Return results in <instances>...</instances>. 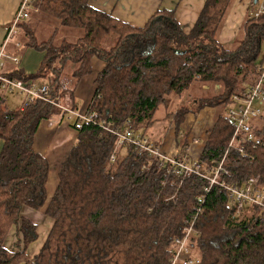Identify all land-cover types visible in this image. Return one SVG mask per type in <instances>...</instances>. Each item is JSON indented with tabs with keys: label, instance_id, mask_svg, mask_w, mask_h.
I'll return each instance as SVG.
<instances>
[{
	"label": "trees",
	"instance_id": "1",
	"mask_svg": "<svg viewBox=\"0 0 264 264\" xmlns=\"http://www.w3.org/2000/svg\"><path fill=\"white\" fill-rule=\"evenodd\" d=\"M234 1L206 0L193 28L185 31L174 11H158L136 28L96 9L90 0H36V12L80 30L82 36L56 45L55 36L37 43L34 33H28L26 46L44 51V61L35 74L18 71L13 79L44 83L53 100L73 107L61 89L65 70L74 64L73 93L91 74V59L99 57L105 67L95 81L89 111L117 127L130 123L142 135L171 97H192L197 84L199 96L167 114L175 126L171 155L182 158L186 153L189 132L182 125L189 113L220 109L200 156L211 172L233 135L225 107L256 84L263 64L264 15L253 14L244 22L235 47L226 49L218 41ZM254 1L250 5L256 11L260 1ZM111 36L116 40L108 45ZM59 115L58 108L43 101L9 109L0 94V264H171L174 241L193 218L199 232L191 245L196 264H264V219L255 209L238 216L227 207L221 187L205 193L209 182L197 176L180 184L156 160L133 150L123 155L119 148L112 161L117 138L96 125L77 130L74 121H66L77 138L49 199L50 164L35 143L42 123ZM258 121L262 123L254 132L260 144L248 146L246 157L231 150L224 162L228 176L221 175L220 182L243 187L250 177H258L264 188V115ZM24 207L44 209L53 220L32 261L26 251L37 239V227L22 216ZM12 228L19 236L14 250H8L4 244Z\"/></svg>",
	"mask_w": 264,
	"mask_h": 264
},
{
	"label": "crops",
	"instance_id": "2",
	"mask_svg": "<svg viewBox=\"0 0 264 264\" xmlns=\"http://www.w3.org/2000/svg\"><path fill=\"white\" fill-rule=\"evenodd\" d=\"M21 0H0V50L5 49L6 57L4 59L3 75L12 78L16 72L21 71L24 75L29 76L35 74L41 67L44 61V51L36 48H29L26 46L28 41L27 34L34 33L37 43H44L50 40L53 36L54 43L60 45L61 43L73 42L68 40V32H62L60 43L57 42L59 29L55 28L50 31L45 38L38 39L39 28L45 22L42 14L34 12L30 19L22 22L15 32L10 36L11 24L15 18ZM206 0H90V3L96 9L105 13L111 14L118 20L128 23L136 28L144 27L150 18L158 11H174V16L177 22L185 29L190 31L199 18L201 11L205 5ZM250 6V0H235L225 25L222 27L218 41L226 49H231L234 36H231V31L226 28L227 23L233 18L238 24L244 19V14ZM81 37V36H80ZM80 37H77L80 38ZM76 39V40H77ZM75 40V41H76ZM17 59V62L14 59ZM92 72L85 76L78 85L74 88L73 93L69 91L65 93L66 100L71 102L73 108L76 110H87L94 97L96 89V79L98 74L104 69L105 61L99 57L91 59ZM73 70V69H72ZM17 79V78H14ZM65 83L70 85L73 81L70 78H64ZM63 81V82H64ZM44 84V83H38ZM203 89H208L203 87ZM0 94L6 100V105L9 109H22L24 105V98L21 96V101L12 94L6 92L0 87ZM10 94V95H9ZM20 97L19 95H17ZM10 105V106H9ZM12 107V108H10ZM157 115V114H156ZM218 110L216 108L206 107L199 111L197 115L189 113L182 127L189 132L188 144L192 146L195 152L201 151L204 148L207 132L213 127ZM170 124L169 129L155 120L153 125L148 129L147 135L155 144L162 147L164 152H175L173 140H169L171 131L175 129L173 119L168 118ZM66 118H53L49 121L43 122L39 128L35 149L45 155L50 164V173L47 183V193L50 199L58 185V172L69 152L72 145L77 138V132L69 128ZM165 128V133L163 130ZM172 137V136H171ZM199 139V145H192L194 139ZM188 145V146H189ZM3 148V142L0 141V153ZM54 167V170H52ZM44 209L36 210L30 207L22 209V216L37 227V239L31 243L26 251L29 260H33L44 245L49 232L53 225L52 218L45 216ZM19 232L16 228H12L6 241L5 247L8 250H14L15 243L18 241Z\"/></svg>",
	"mask_w": 264,
	"mask_h": 264
},
{
	"label": "built area",
	"instance_id": "3",
	"mask_svg": "<svg viewBox=\"0 0 264 264\" xmlns=\"http://www.w3.org/2000/svg\"><path fill=\"white\" fill-rule=\"evenodd\" d=\"M254 12V17L259 18L264 15V0ZM36 0H21L15 18L11 24L10 36L18 26L30 19L32 13L37 10L34 7ZM263 64L259 68V77L254 86L249 88L243 96H233L231 103L226 111V115L233 127V135L229 146L222 160L210 172L208 164L200 160L201 151L195 152L191 145L186 148L185 155L180 158L172 156L171 153L164 152L162 147L154 144L146 135L135 131L130 123L123 127H117L112 121L99 118L96 112L87 110H76L71 105H64L60 101H55L50 96L48 85H38L24 81L8 78L3 75L4 59L6 57L4 46L0 50V87L5 91L17 92L25 97L24 105L29 102L43 101L55 106L60 110V119L66 118L67 121L75 122V129L80 130L85 124L99 126L103 130L115 135L117 138L116 150L111 156L114 161L116 152L119 148L133 150L139 155H146L158 162L160 169H167V174L178 178L181 184L185 178L197 176L209 182V188H205V193H209L212 186L221 187L227 197V207L236 215L255 209L257 216L264 219V188L261 187L258 177H250L243 187L222 181L221 175H227L224 162L231 150H235L241 157L247 156V147L252 144H260L255 135L254 129L256 122L264 115V51L261 53ZM17 62V59H14ZM65 93L69 91L68 83H63L62 88ZM200 140L194 139L192 145H199ZM254 145V146H256ZM196 218L190 220L189 225L184 229V235L174 241V252L171 257V264H196L198 259L191 254L193 238L199 232L195 228Z\"/></svg>",
	"mask_w": 264,
	"mask_h": 264
},
{
	"label": "rangeland",
	"instance_id": "4",
	"mask_svg": "<svg viewBox=\"0 0 264 264\" xmlns=\"http://www.w3.org/2000/svg\"><path fill=\"white\" fill-rule=\"evenodd\" d=\"M254 10H255V8L250 5L247 8V11L244 14V19H243V21L240 24H238L233 18H231L229 20V22L227 23L226 28L231 31V34H232L231 36H234L233 42H232V46H231L232 48L235 47L236 44L241 40V36L243 35V24H244V22L246 20L252 18L253 14L255 12ZM42 16H43V18H45L46 21L43 22L42 23V26H40V28H39V31H40L39 32V36H38V39L39 40L41 38H45L47 36V34L49 33V29H51L50 31H53L55 28H58L59 31H60L59 34H58V37H57V42L58 43L61 42V41H59L60 40V37L59 36L63 37L62 36V32H68V34H69L68 40L69 39H72L73 42H75V40L77 39V37L82 36V32L80 30H73V29H68V28L62 27L60 25L59 21L56 20L55 18L49 17V16L44 15V14H42ZM226 20L224 22V25L226 23ZM115 40H116V38L114 36H111V37H109V39L107 40L106 43L109 45V44L114 43ZM107 44H105V45H107ZM73 68H74V64H70L68 66V68L65 70V77L70 78V72L72 71ZM72 83L69 85V91H70V86L72 87ZM38 85H44V84H38ZM197 88H198V85L197 84L193 85L192 89L194 91H191V93L193 94L192 97H189V96L186 97L185 96V97H183L181 99H178L176 97H171L170 103L167 106H162L158 110L157 115H156V119H158V121L161 122L164 125L165 128H168L169 129L170 124L168 123V119L166 118V115L169 114V113H171V112H173V111H175L179 106L184 105V104L188 103L189 101H192L194 99V97L199 96L197 94V92H198L196 90ZM6 92L12 94V95H10V94L9 95L10 96H14L13 98H15V99L17 98V100H20L21 101L22 100L21 99V96L25 100V97L23 95L17 93V92H10V91H6ZM17 95H19L20 97H18ZM228 107H229V105L227 107H225L226 110L228 109ZM10 108H12V107H10ZM217 110H218V112L220 111V109H217ZM222 111L224 112V110H222ZM261 123H262V121L256 122V126L258 127L259 125H261ZM165 128H164V130L162 132L163 134L166 132L165 131ZM146 135H147V132H146ZM172 147H175V144H173ZM127 151L128 150L126 148H123L122 149L123 155ZM171 151H170V153H171ZM52 170H54V167H52ZM45 216H47V215H45Z\"/></svg>",
	"mask_w": 264,
	"mask_h": 264
},
{
	"label": "water",
	"instance_id": "5",
	"mask_svg": "<svg viewBox=\"0 0 264 264\" xmlns=\"http://www.w3.org/2000/svg\"><path fill=\"white\" fill-rule=\"evenodd\" d=\"M254 3H256V0L254 1Z\"/></svg>",
	"mask_w": 264,
	"mask_h": 264
}]
</instances>
